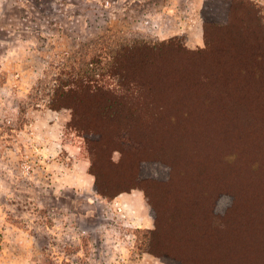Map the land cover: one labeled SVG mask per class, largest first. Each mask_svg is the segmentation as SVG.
<instances>
[{"label": "rangeland", "instance_id": "rangeland-1", "mask_svg": "<svg viewBox=\"0 0 264 264\" xmlns=\"http://www.w3.org/2000/svg\"><path fill=\"white\" fill-rule=\"evenodd\" d=\"M252 1L264 16V0ZM229 3L0 0V264H181L163 252L165 242L157 251L162 254L145 245L146 230L155 227V211L144 185L160 191L171 171L169 162L155 157L174 162L173 156L187 149L191 139L241 140L248 146H240L237 153L258 170L264 163V68L241 77L250 75L252 80L246 81L244 93L258 112L253 132L252 117L240 110L227 113L221 124V115L215 122L199 124V111L192 110L195 119L188 116L187 92L169 83L227 57L217 50L201 52L207 19L221 24L211 31L216 44L230 45L233 36L254 43L244 12ZM166 6L168 15L163 12ZM132 38L174 39L176 44L167 45L162 60L141 75L152 78V93L160 100L154 120L131 136L135 149L147 148L137 154L148 159L138 170L142 181L109 198L97 191L88 142L69 126L71 111L52 109L43 89L69 59L80 64L96 57L97 43ZM260 64L264 66V60H258L257 68ZM251 140L256 145L249 146ZM108 156L115 166L125 158L119 149H111ZM115 168L108 167L107 176L121 180L124 168ZM129 168L126 163L125 170ZM232 193L219 192L213 211L224 213L234 200ZM118 197L126 199L109 207L107 201ZM242 203L246 206V196Z\"/></svg>", "mask_w": 264, "mask_h": 264}, {"label": "trees", "instance_id": "trees-1", "mask_svg": "<svg viewBox=\"0 0 264 264\" xmlns=\"http://www.w3.org/2000/svg\"><path fill=\"white\" fill-rule=\"evenodd\" d=\"M229 1L230 7L244 12L254 43L233 36L230 45L216 44L210 37L211 31L221 24L207 19L206 46L201 52L209 54L217 50L227 57L199 71L195 69L188 77L173 78L169 83L183 94L187 92L188 116L195 119L198 115H192V110L199 111L196 121L199 124L215 122L220 115L221 124L227 113L236 115L240 110L252 117L250 132H253L254 116L258 112L253 109L251 99L247 102L244 93L246 81L249 84L252 80L250 75L241 77L244 72L253 74L264 68L262 64L257 68L258 60H264V16L252 0ZM169 44L174 47L176 42L145 38L99 42L96 57L80 64L76 59L63 62L53 75V82L43 89L49 106L54 110H70L69 126L86 137L95 186L104 197H115L142 181L138 170L148 159L144 155L137 158V154L147 148L135 149L131 136L154 120L160 100L152 93V78L141 75L150 64L162 60ZM224 142L191 139L187 149L173 156L174 162L170 157H155L169 162L171 171L160 191L142 183L155 211V227L148 228L144 234L149 251L159 253L160 245L165 242L163 252L181 264H264V163H259L262 169L258 170L237 153L241 152L240 146L247 148L245 142ZM256 143L251 140L249 146ZM111 149L125 154L117 166L108 156ZM126 163L130 165L127 170ZM111 166L119 171L124 168L121 180L107 176ZM223 190L236 196L232 193V204L224 213H217L213 209ZM243 195L246 206L242 203ZM201 204H204L202 210Z\"/></svg>", "mask_w": 264, "mask_h": 264}, {"label": "crops", "instance_id": "crops-1", "mask_svg": "<svg viewBox=\"0 0 264 264\" xmlns=\"http://www.w3.org/2000/svg\"><path fill=\"white\" fill-rule=\"evenodd\" d=\"M167 9H168V7L166 6V8H164V14H166V15H168L169 14V12L167 11ZM199 40V39H198ZM122 196V195H121ZM126 198H122V197H118V198H115L114 200H112V201H107V204H108V206L109 207H111L112 206V208H113V206L114 205H116V206H120V204H119V202L120 201H122L123 202V200H125ZM119 204V205H118ZM120 208H122V207H120Z\"/></svg>", "mask_w": 264, "mask_h": 264}]
</instances>
